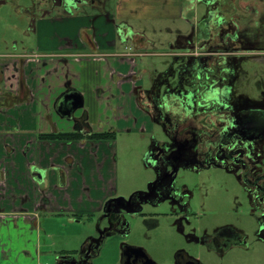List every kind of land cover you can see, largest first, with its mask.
I'll return each instance as SVG.
<instances>
[{"label":"rangeland","instance_id":"374dc122","mask_svg":"<svg viewBox=\"0 0 264 264\" xmlns=\"http://www.w3.org/2000/svg\"><path fill=\"white\" fill-rule=\"evenodd\" d=\"M47 2L0 0V64L6 60L2 55L35 48L32 19L46 12L49 18L114 15L117 25L140 35L135 39V49L146 53L133 60L144 78L141 82L144 93L154 98L149 107L147 102H139L152 123L144 131L137 130L139 124L136 129L132 128L131 123L132 130L116 132L113 144H106L104 152L109 162L104 172L111 170L113 177L110 185L113 194L108 200L128 202L146 192L157 180L159 174L154 160L157 145L170 146L180 138L193 143L191 151L197 152L198 146L208 141L207 134L216 131L217 127L213 128L209 122L219 121L211 114L207 121L209 114L202 113L193 122L184 119L181 107L179 94H192L199 84L195 80L191 87V82H186L197 79L196 70L191 74L187 61L194 60L199 47L206 45L209 49L232 52L203 57V60L212 67L225 62L234 69L233 94L239 103L259 102L264 96V0H251L254 10L246 9L243 0H80L67 8L55 0ZM120 15L124 17L120 19ZM201 29L209 36L205 44L199 35ZM79 31H82L81 39L85 37L83 33L92 36L90 29ZM111 42L122 53L133 44L131 39L122 43L117 37ZM190 52L195 53L190 56ZM145 120L144 123L149 122L148 118ZM192 123L196 131L188 130L181 138L182 126ZM262 152L264 155V148ZM199 159V163L181 169L174 182L178 204L170 201L144 204L141 215L125 216L126 220L119 224L107 220L102 210L80 212L85 207L75 202L74 208L79 212L56 214L40 210L37 229L29 237L30 258L23 253L22 261L26 264H117L125 244L142 248L154 261L165 263L175 260L179 250H185L202 264H264V240L259 239L264 204L254 181L233 160L207 168L204 157ZM258 168L261 170L260 165ZM179 202L188 205L186 210ZM225 230L240 233L243 244H233L220 254L199 242ZM31 234L27 231V236Z\"/></svg>","mask_w":264,"mask_h":264},{"label":"crops","instance_id":"0c3cea01","mask_svg":"<svg viewBox=\"0 0 264 264\" xmlns=\"http://www.w3.org/2000/svg\"><path fill=\"white\" fill-rule=\"evenodd\" d=\"M104 15L49 18L46 12L32 19L34 49L2 55L0 264H26L21 255L30 258L29 237L37 229L40 210L79 212L75 202L84 205L80 212L101 211L113 194L111 170L104 172L109 162L104 149L115 138L69 142L40 140L38 135L116 134L137 124L139 131L150 129V116L139 105L141 100L149 105V98L133 60L146 54L135 49L140 35L128 27L116 32L115 16ZM81 29L92 30V36L83 33L81 39ZM119 36L122 43L129 38L133 42L125 53L111 42ZM70 92L82 98V107L75 111ZM145 118L149 122L144 123ZM27 231L32 234L27 236Z\"/></svg>","mask_w":264,"mask_h":264},{"label":"flooded vegetation","instance_id":"af4514ba","mask_svg":"<svg viewBox=\"0 0 264 264\" xmlns=\"http://www.w3.org/2000/svg\"><path fill=\"white\" fill-rule=\"evenodd\" d=\"M76 1L79 2L80 0H55L56 3L64 5L66 8ZM250 1L243 0L245 8L254 10L253 7L255 6H250ZM124 27L116 24V32H120ZM199 35L205 44L209 38L206 30L201 29ZM118 38L120 39L121 37L119 36ZM197 51L199 52L196 54H194L195 52L189 53L190 56L193 54L197 55L193 58L195 61H187V68L191 67L190 73L196 70L197 79H189L186 82H191V87H194L195 80L199 84L192 90V94H185L183 92L179 94L182 102L181 107L184 111L183 115H185L184 119H192L193 122H197L196 116L198 115L200 119L202 117L201 114L206 113L209 114L205 119L207 121L211 114V117L216 118L219 122L217 124L209 122V125L211 124L213 128L217 127V129L215 132L207 134L209 136L208 141L204 140V143L198 146L199 151L197 152L191 151L193 143L184 142L180 138L174 140L173 146H166L165 144L157 145L154 160L159 175L157 180L149 186L148 190L135 198L132 197L128 202L108 199L105 201L102 207L103 216L111 221L112 224H119L123 220H126L125 216L134 217L141 215L144 204L156 205L164 201L178 204L173 192L174 182L179 176L180 170L188 169L190 166L199 163L200 156L204 157V167L207 168L219 166L220 162L223 163L226 160H233L240 164L244 172L254 181L257 195L261 203L264 204V155L262 152L264 148V96L259 102H250L243 105L239 103L233 94L236 83L233 76L234 69L225 62H221V65L217 63L219 67H212L211 64L207 65L203 60V57L210 58L214 54L220 56L231 54L232 52L229 49L226 51L209 49L206 45L199 47ZM197 65L200 69H196ZM191 74L190 76H192ZM174 93L176 94V91ZM72 95L73 92H70L67 96L72 99ZM148 97H150L149 105H147L149 107L153 103L152 99L154 98L151 99L152 96ZM73 102L72 99L71 107L73 106ZM198 103H200L199 106ZM182 128L184 130L182 129L183 131H180L181 134L179 135L181 138L184 137L188 130L190 132L196 131L193 123L187 127L182 126ZM259 165L261 166V170L258 168ZM179 204L185 210L188 207L187 204H181L180 202ZM259 237L260 240H264V215L260 224ZM199 242L209 247V249L222 254L225 250L233 247V244H243V239L240 233L234 230H225L212 237H206ZM117 264L202 263L194 255L185 250H179L175 255V260H172L170 263L154 261L149 253L142 248L123 244Z\"/></svg>","mask_w":264,"mask_h":264},{"label":"trees","instance_id":"16d2710c","mask_svg":"<svg viewBox=\"0 0 264 264\" xmlns=\"http://www.w3.org/2000/svg\"><path fill=\"white\" fill-rule=\"evenodd\" d=\"M40 140L49 141H80L84 138L97 141H113L115 138L114 132L92 133L89 136H83L79 133H51L38 135Z\"/></svg>","mask_w":264,"mask_h":264},{"label":"water","instance_id":"95a60500","mask_svg":"<svg viewBox=\"0 0 264 264\" xmlns=\"http://www.w3.org/2000/svg\"><path fill=\"white\" fill-rule=\"evenodd\" d=\"M72 99H73V108H72V111H75L76 109H78V108H81L82 107V98L80 97V96H76V95H72V97H71ZM74 98H75V100H74ZM36 175H38L39 177H41V174L39 173V174H36ZM136 249H138V248H136Z\"/></svg>","mask_w":264,"mask_h":264},{"label":"built area","instance_id":"2783aa9c","mask_svg":"<svg viewBox=\"0 0 264 264\" xmlns=\"http://www.w3.org/2000/svg\"><path fill=\"white\" fill-rule=\"evenodd\" d=\"M39 264V263H38Z\"/></svg>","mask_w":264,"mask_h":264}]
</instances>
